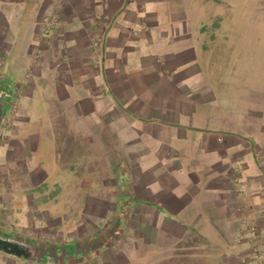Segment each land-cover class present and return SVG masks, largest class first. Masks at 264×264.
Segmentation results:
<instances>
[{
    "label": "rangeland",
    "instance_id": "374dc122",
    "mask_svg": "<svg viewBox=\"0 0 264 264\" xmlns=\"http://www.w3.org/2000/svg\"><path fill=\"white\" fill-rule=\"evenodd\" d=\"M166 1L170 4L173 0L156 2L159 25L172 22L165 11L168 8ZM173 4L175 11L182 14L177 22L185 25L190 36L184 38L198 52V66L190 75L196 89V95L192 97L194 104L191 106L186 102L183 108H193L191 114H196L189 118L191 122L188 120L186 123L199 124L201 129L198 134L194 127L173 124L169 127L171 140L164 143L170 146L166 151L193 150V141L208 128L221 130V125H224L236 130L237 127L254 124L255 127L260 122L264 125V0H175ZM178 36L173 38L174 41ZM152 37L153 46L148 47V52L162 50L163 44L156 41L158 37L153 33ZM146 41L148 37L141 44ZM141 49L146 51L145 47ZM142 62L140 58L134 59L129 65L131 71L139 72L136 64ZM51 90L46 85L42 86L33 100H22L19 112L27 115L28 120L15 122L7 115L9 120L3 142L7 147L8 135L15 136V124L20 128V136L32 138L33 143L25 149V162L31 172L35 171L31 181L39 183L24 190L16 183L19 191H12L10 182L15 163L0 155L1 231L59 244L78 242L93 239L105 229L113 232L108 227L111 219L124 214L119 218L123 225L121 231L118 235L116 232L110 234L109 245L97 254L81 253L62 263L234 262L229 243L224 239L232 225L223 218L225 207L221 199L205 188L204 175H200L196 182L199 193L192 196L178 214L166 215L168 213L164 209L155 205L156 201L139 199L141 196H137L139 200L134 203L136 199L126 200L131 192L135 193L136 184L143 194L162 192L159 183L142 187L135 181L138 176L133 174L134 164L139 162L141 167L144 158L129 156L144 146L153 152L163 144L161 131L155 137L151 133L152 124L143 126L145 119H152L150 114L139 119L140 116L133 113L129 122L130 118L119 111L121 104L111 100L110 106L106 101H96L97 105H92L85 101L83 117L78 118L77 126H72L65 103L58 101ZM100 91L105 94L100 97L107 96L106 92ZM210 94L214 96L211 100L207 99ZM259 106L263 110L261 117L256 112ZM24 109L28 112L22 114ZM253 117L256 118L252 124ZM122 119L128 120L126 125L120 122ZM143 127L149 130L148 135L142 136V141L129 144L127 139L134 134V128ZM182 127L186 128V133L180 130ZM258 134L264 135L262 132ZM147 140L153 147L147 145ZM1 141L0 138L2 144ZM147 157L151 158V155ZM187 159L185 166L184 159L181 160L182 168L189 167ZM177 160L180 161L178 157ZM179 172L178 180H184L186 173ZM154 174L157 176L158 170ZM165 218L174 221L171 230L161 229L160 220L163 222ZM0 264L39 263L0 251Z\"/></svg>",
    "mask_w": 264,
    "mask_h": 264
},
{
    "label": "crops",
    "instance_id": "0c3cea01",
    "mask_svg": "<svg viewBox=\"0 0 264 264\" xmlns=\"http://www.w3.org/2000/svg\"><path fill=\"white\" fill-rule=\"evenodd\" d=\"M174 1L165 2L168 5L165 11L172 22L159 25L157 0H0V99L6 100L4 117L0 121V155L15 163L10 182L12 191H19L20 187L31 189L39 183L31 181L35 171L31 172L25 162V149L33 143L32 138L20 136V128L15 124V136L8 135L7 147L3 142L9 120L7 115L15 122L28 120L27 115L19 112L22 100H33L42 86L52 88L54 97L65 103L72 126H77L78 118L83 117L85 101L92 105L106 101L110 106L112 100L121 104L119 111L130 118L129 122L133 113L140 116L139 119L150 114L152 119L158 120L151 122L152 119L142 118L145 119L143 126L152 124L151 133L155 137L162 132L163 144L155 151L150 152L144 146L136 150L137 153L129 154L132 158H144L141 167L139 162L134 164L133 174L138 176L135 181L142 187L159 183L162 192L143 194L136 184L135 193L131 192L126 200L136 199L133 203L139 199L156 201L155 205L164 209L166 215L178 214L192 196H197L196 182L204 175L205 188L221 199L225 207L223 218L232 225L224 238L234 257V262L229 264H264V135L258 134L264 133V125L260 122L255 127L254 124L236 130L224 125L221 130L208 128L193 141V150L166 151L170 146L164 143L171 140L169 127L173 124L194 127L198 134L201 129L199 124L186 123L196 114H191L193 108L183 107L186 102L194 104L192 97L196 89L190 75L198 66V52L184 38L189 34L185 25L177 22L182 14L175 11ZM152 33L158 37L156 41L163 44L162 50L152 49L153 53L148 52V47L153 46ZM176 35L179 36L174 41ZM145 37L148 41L142 45ZM137 58L143 62L136 64L139 72H132L129 65ZM100 90L107 96L100 97L105 95ZM213 98L211 94L207 97ZM26 112L24 109L21 113ZM256 112L259 117L263 115L260 106ZM120 122L126 125L128 120ZM185 127L180 130L186 133ZM148 132L145 127L134 128V134L127 140L129 144L142 141V136L146 137ZM146 143L153 147L149 140ZM177 157L180 161H176ZM187 158L189 167L185 169L181 160L184 159L185 166ZM157 170L156 176L154 171ZM179 170L188 178L178 180ZM115 217L108 227L118 235L123 225L119 220L121 216ZM173 222L169 218L160 220L161 229L171 230ZM113 232L105 229L90 239L102 235L103 239L106 234L104 243L94 253L83 252L82 246L89 241L84 240L60 243L78 247L75 255L60 254L53 259L30 261L63 264L62 261L81 253L97 254L110 244L109 236Z\"/></svg>",
    "mask_w": 264,
    "mask_h": 264
},
{
    "label": "flooded vegetation",
    "instance_id": "af4514ba",
    "mask_svg": "<svg viewBox=\"0 0 264 264\" xmlns=\"http://www.w3.org/2000/svg\"><path fill=\"white\" fill-rule=\"evenodd\" d=\"M5 101L6 100H1L0 99V121L4 117L3 106L5 105ZM102 236H100L99 238L94 239V240H89L86 243V245L84 244L85 246L83 245L82 248H81L83 250V252L94 253L96 251V248L101 246L104 243V241H105L106 234H105V237L103 239H102ZM20 243H21V241L19 239H13L8 244L9 248H11L10 250H8L9 248H7V249L0 248V251L8 253V254H11V255H14V256L16 255V256L25 258L27 260H38V261H41L42 258H40V255L42 257H44L43 259L48 258V256H58L60 254L61 255H65V256L67 254L75 255V254H77L76 248H78L76 246L75 247L74 246L73 247L65 246V248H60L58 250V252L57 251L52 252V251H49V249L44 248L42 246H40V247H34V246L31 247V246H27V245H21ZM21 248H22V250H21ZM16 249L19 250L20 252L16 253L15 252Z\"/></svg>",
    "mask_w": 264,
    "mask_h": 264
},
{
    "label": "trees",
    "instance_id": "16d2710c",
    "mask_svg": "<svg viewBox=\"0 0 264 264\" xmlns=\"http://www.w3.org/2000/svg\"><path fill=\"white\" fill-rule=\"evenodd\" d=\"M13 234V233H12ZM14 235V236H13ZM9 234L7 233L6 231H1L0 230V248L2 249H7L9 248V243L11 240L13 239H19L21 241V245H27V246H31V247H44V248H47L49 249V251H57L58 248H65L66 245H61V244H58V243H49V242H37V241H34L33 239H29V238H26V237H23V236H16L15 234ZM11 248H9L8 250H10ZM22 250V248H21ZM16 253L20 252L19 250H15ZM27 254V253H26ZM30 256V255H29ZM38 258V257H37ZM40 258H44L40 255ZM49 259H53L54 256H48Z\"/></svg>",
    "mask_w": 264,
    "mask_h": 264
}]
</instances>
